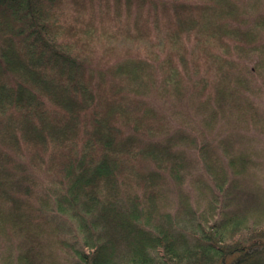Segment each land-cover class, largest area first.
Returning <instances> with one entry per match:
<instances>
[{"label": "trees", "instance_id": "1", "mask_svg": "<svg viewBox=\"0 0 264 264\" xmlns=\"http://www.w3.org/2000/svg\"><path fill=\"white\" fill-rule=\"evenodd\" d=\"M0 264H264V0H0Z\"/></svg>", "mask_w": 264, "mask_h": 264}, {"label": "rangeland", "instance_id": "2", "mask_svg": "<svg viewBox=\"0 0 264 264\" xmlns=\"http://www.w3.org/2000/svg\"><path fill=\"white\" fill-rule=\"evenodd\" d=\"M54 218H52L60 227L61 229V236L68 240L69 242L78 245L79 241L77 242L74 238V231L70 229L68 221H63L59 217H57V214H52Z\"/></svg>", "mask_w": 264, "mask_h": 264}]
</instances>
